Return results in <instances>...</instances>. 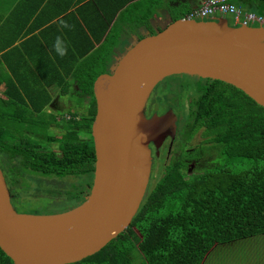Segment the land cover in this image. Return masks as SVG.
I'll return each instance as SVG.
<instances>
[{
    "label": "trees",
    "instance_id": "obj_1",
    "mask_svg": "<svg viewBox=\"0 0 264 264\" xmlns=\"http://www.w3.org/2000/svg\"><path fill=\"white\" fill-rule=\"evenodd\" d=\"M229 1L264 14V0ZM153 6L158 7L156 0L84 3L77 12L85 9L86 16L79 21L72 13L75 24L63 56L51 50L43 52L45 57L28 52L25 58L20 52L17 63L15 57L10 62L7 57L24 42L11 48L12 40L0 45V167L17 195L29 174L38 184H46L47 177L87 175L86 191L71 184L72 191L64 194L67 200L88 194L94 147L78 131L90 130L95 115L93 81L107 71L123 33L141 25L154 33ZM191 9H176L171 19L185 17ZM195 79L199 87L187 126L179 130L180 139L199 130L208 136L199 147L195 171H183L188 154L169 161L162 175L148 184L131 223L96 253L69 264H201L219 246L264 234V107L229 83ZM51 86L62 96L76 86L92 97L88 113L66 120L61 136L48 132L50 123H58L56 117L41 115L53 98ZM41 142H56L58 150H43ZM136 250L143 256L138 263L132 260ZM0 264H13L1 249Z\"/></svg>",
    "mask_w": 264,
    "mask_h": 264
},
{
    "label": "water",
    "instance_id": "obj_2",
    "mask_svg": "<svg viewBox=\"0 0 264 264\" xmlns=\"http://www.w3.org/2000/svg\"><path fill=\"white\" fill-rule=\"evenodd\" d=\"M132 42L92 91L94 169L88 194L55 213L17 211L0 167V249L13 264H69L92 255L130 223L151 172L149 143L174 137L172 110L146 117L157 83L173 75L229 83L264 107V28L180 17Z\"/></svg>",
    "mask_w": 264,
    "mask_h": 264
},
{
    "label": "crops",
    "instance_id": "obj_3",
    "mask_svg": "<svg viewBox=\"0 0 264 264\" xmlns=\"http://www.w3.org/2000/svg\"><path fill=\"white\" fill-rule=\"evenodd\" d=\"M1 1L3 3L0 5V45L12 40V45L8 46V48H11L15 45L21 46L22 42H24L19 51H15L12 56L9 55L10 57H7L8 61L13 62L11 61L13 57H15V59L18 58L20 52H22L26 58L29 56L28 52H34L33 54L36 53L38 57H45V54H43L44 51H56L54 45L57 37L61 39L63 45L66 41L68 42L75 24L72 13H75L74 18L80 21L81 15L86 16L87 11L84 9L77 12V8L92 0ZM164 1L165 0L157 1L159 8L161 2ZM203 1L204 0H172L171 8L159 9L156 7L157 13L154 18L150 20V23L153 28L159 27L160 25L162 26L163 24L166 25L171 20L172 11L176 9L180 10L179 8L181 6H186V8L191 9ZM178 5L180 6L178 7ZM137 28H140L142 32H146L147 30L146 28L144 31L145 28L143 25ZM34 49L36 50L34 51ZM17 61L18 59H16L15 62L17 63ZM31 66L32 65H30V67ZM48 89L52 97L58 93L57 91L55 92V90H58L56 86H51ZM240 241L213 249L201 264H264V244H260L259 246L261 247L255 250L249 251L248 253L246 252L245 256H247L248 260H245V262L233 261L231 259L237 256L227 255L225 257L223 255L229 250H235Z\"/></svg>",
    "mask_w": 264,
    "mask_h": 264
},
{
    "label": "rangeland",
    "instance_id": "obj_4",
    "mask_svg": "<svg viewBox=\"0 0 264 264\" xmlns=\"http://www.w3.org/2000/svg\"><path fill=\"white\" fill-rule=\"evenodd\" d=\"M157 1L158 0H156V4H157ZM171 3H172V0H167V1L165 0L164 2H161L160 8L159 7L158 8L159 9L161 8L166 9L167 7L171 8L170 7ZM179 6L180 5H178V7ZM184 8H186V6H181L179 9L182 10ZM151 10L157 13L156 6H153ZM224 17H226L230 23L231 20H230L229 15H225ZM163 26L164 24L162 26L160 25L159 27L157 26L153 28V32H155L156 30L160 29ZM144 28H145L144 29L145 31L146 27L144 26ZM143 35H145L144 32H142L140 28L136 29L135 27L132 29V32H130L129 35L127 36L123 35L124 38H120L119 44L123 42V39H126V41L128 42L124 41L125 47H123L124 49L120 52L119 57L128 47L131 46L132 38H133V42H135ZM116 61L117 60H114V64L116 63ZM185 76H188V75H185ZM185 76L183 77V79L185 80H188L187 78H190L188 81L189 84L187 85L188 86L187 95H190L192 91L196 90L199 80L191 76H188L187 78H185ZM168 79L169 80L171 79L180 80L181 78L180 76H173ZM71 87L72 88L70 89V92L67 93L65 96H62L61 99L59 98H58L59 100L53 99L52 102L45 109H43V113H41V115H43L44 117H49L50 114H53L56 117L58 122L60 120L59 118L63 119L65 115L67 117V114H71V115L77 114V116H81V114L86 109V106H85L86 103L84 99H81L79 95V91L76 88V86H71ZM56 91L58 92V90H55V92ZM170 103L173 104L172 101ZM181 103L182 102L180 101L179 104H173L175 105L177 112H179L180 109H183ZM48 132L55 133L56 136L61 135L59 125L58 124L56 125V123H54V125L52 124V128L49 129ZM207 138L208 136L204 135L202 130H199L198 133L192 139L191 145L192 146H195L196 144H199L200 146L204 145L205 140ZM46 144L47 142H41V145H46ZM54 146H57V143H54L53 145H51V148L54 149ZM49 147L50 145H47L46 148H49ZM28 173L29 172H27L26 174ZM83 176L85 177L87 175H83ZM83 176H80V175L76 176L77 178L68 176V178H65L62 180L56 179L58 181L51 180V181H46V182H49L47 184H41V183L38 184V182L37 183L35 182L36 176L29 174L28 176L29 179L27 180V184L25 183L20 189H17V191L20 194L17 196L19 201H17L15 208L17 211H20V212L55 213V212H60L70 207H73L82 199H80V197L76 195L74 198L72 196L73 198L72 200H67L64 192L72 191L71 189H69L72 182H74L76 185L84 186V182L86 181H83L85 180V178H83L82 180ZM41 178H44V177H41ZM260 244H264V234L256 235L255 237L241 240L239 244L236 246L237 248L235 250L234 249L229 250L228 252H225L223 255L225 257L227 255L237 256V257H232L231 259L233 261L245 262V260H248L247 256H245L246 255L245 253L246 252L248 253L249 251H252V250H255L261 247L259 246ZM132 260L134 263L141 262L143 260V256L139 251L136 250L133 252Z\"/></svg>",
    "mask_w": 264,
    "mask_h": 264
},
{
    "label": "flooded vegetation",
    "instance_id": "obj_5",
    "mask_svg": "<svg viewBox=\"0 0 264 264\" xmlns=\"http://www.w3.org/2000/svg\"><path fill=\"white\" fill-rule=\"evenodd\" d=\"M147 31L148 30H146V32ZM129 33H127V34L125 33L123 35L127 36V35H129ZM123 35L121 38H124ZM131 40L133 42V38ZM124 41H126V39H123V42H121V44H118L114 48L113 54L111 56V60L107 62V67H106L107 71H109L112 68V66L114 65V60H118L120 52L124 49L123 47H125ZM126 42H128V41H126ZM178 76H180V78H181L180 80H174V79L169 80L168 78L173 77V76H169V77L164 78L159 83H157L155 85V87L153 88V90L151 91V93L147 99L146 105H145L144 113H145L146 117H151L153 114L161 115L168 110H172L176 116V121H175L176 132H175L174 137L172 138L169 135L166 136L164 138V140L159 144L158 147H156L155 143H153V142H150L148 145L150 148V153H151V172H150L149 183L155 182L156 179L162 175L163 171L165 170V166L167 165V163L169 161H172V160L179 158V157H182V156L184 157V156H186V154H188V156L184 157V160L186 162V166L183 169V171L187 175H190L192 172L195 171L194 166L196 164V161L199 158V154H200L199 147H200V145L199 144H196L195 146L191 145V141L194 138V136L198 133V131L192 137L188 138L187 140L186 139H180V136H179V130H181L182 127L187 126L189 113L191 110V102L194 99L196 91L198 90L199 83H198L196 90L192 91L190 95H187V92H188L187 91L188 90L187 85L189 84L188 81L190 78H187L188 76H185V75H178ZM184 76L188 80L183 79ZM79 95H80L81 99H84V101L86 103V105H85L86 109L81 115H86L88 113L89 100H91L92 97L87 95V94H83L81 92H79ZM170 95H172V96H170ZM61 97H62V95H60V93L58 92L52 98V100L53 99L59 100V99H61ZM93 98H94V95H93ZM52 100H51V102H52ZM169 101L170 102L172 101L173 104H179L181 101L183 109L179 108L180 110H179V112H177L175 105L171 104ZM53 102H55V101H53ZM71 117H72V115L67 114V117L65 115L63 117V119L59 118L60 120L57 124L59 125L61 135L65 131L63 128V125L66 123V120H68ZM78 117H80V116H76V118H78ZM92 121H93V119H92ZM52 124L54 125V123L49 124L48 130L52 128ZM91 124H92V122H91ZM51 134L56 136L55 133H51ZM61 135H58V136H61ZM78 135L80 138L85 139L87 141L92 140V143H93V138H92V133H91V125H90V130L88 129V127L80 128V130L78 131ZM54 143H56V142H49L46 145H41V143H40V146H41V149H43V150H49V149L50 150H58L57 146H54V149L51 148V145H53ZM47 145H50V147L46 148ZM93 147H94V143H93ZM189 155H191V156H189ZM3 175H4V173H3ZM4 177L6 180L7 187L9 189L11 203H12L13 207L15 208L17 201H19V199L17 197L18 195L15 192V189L12 186V184L7 181V178L5 175H4ZM69 177H72V176H69ZM75 178H77V177L75 176ZM83 178H85V180H83ZM92 178H93V176H92ZM44 180H45L46 184L49 183L46 181H51V179H47V178H44ZM82 180L86 181V182H84V186L76 185L74 182H72L71 184L76 186L77 189L80 191H86L88 188V185L86 184L88 177L83 176ZM83 187L86 189H84ZM89 189H90V187H89ZM48 192H50V191H48Z\"/></svg>",
    "mask_w": 264,
    "mask_h": 264
},
{
    "label": "built area",
    "instance_id": "obj_6",
    "mask_svg": "<svg viewBox=\"0 0 264 264\" xmlns=\"http://www.w3.org/2000/svg\"><path fill=\"white\" fill-rule=\"evenodd\" d=\"M225 15H229L231 25H252L264 28V14L245 10L229 0H204L193 7L185 17L197 20H210Z\"/></svg>",
    "mask_w": 264,
    "mask_h": 264
},
{
    "label": "clouds",
    "instance_id": "obj_7",
    "mask_svg": "<svg viewBox=\"0 0 264 264\" xmlns=\"http://www.w3.org/2000/svg\"><path fill=\"white\" fill-rule=\"evenodd\" d=\"M54 47H55L56 51L59 53V55H61V56H63L67 51L66 46H63V43L59 37H57V40H56Z\"/></svg>",
    "mask_w": 264,
    "mask_h": 264
}]
</instances>
